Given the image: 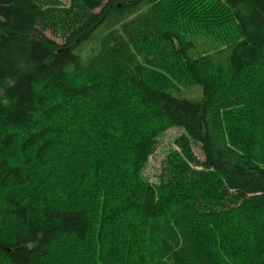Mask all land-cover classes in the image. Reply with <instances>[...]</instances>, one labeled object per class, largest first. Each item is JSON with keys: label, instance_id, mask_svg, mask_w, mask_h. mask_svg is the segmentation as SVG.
Wrapping results in <instances>:
<instances>
[{"label": "trees", "instance_id": "trees-1", "mask_svg": "<svg viewBox=\"0 0 264 264\" xmlns=\"http://www.w3.org/2000/svg\"><path fill=\"white\" fill-rule=\"evenodd\" d=\"M161 1L80 0L87 21L58 43L37 0H0V220L14 223L0 228L1 264H65L63 247L74 264H253L240 260L263 242L264 0H212L205 13L175 2V14L233 27L226 63L208 69L164 28ZM152 40L200 98L148 81L159 53L133 47ZM172 127L181 153L151 182L142 172ZM192 146L200 169L185 161Z\"/></svg>", "mask_w": 264, "mask_h": 264}, {"label": "rangeland", "instance_id": "rangeland-1", "mask_svg": "<svg viewBox=\"0 0 264 264\" xmlns=\"http://www.w3.org/2000/svg\"><path fill=\"white\" fill-rule=\"evenodd\" d=\"M39 4L40 11L42 16L39 20L40 28L43 30L44 34L47 37L52 38L58 43H62L64 40L68 39L70 34L77 30L79 27L84 25L89 16V12L82 6L80 0H37ZM180 1V3H184L185 0H162V9H161V19L166 30L175 31L186 40H189L193 43L194 47L189 51L190 60L194 62L196 65H199L201 68L208 69L213 65L218 63L225 64L226 58L229 50V40H226L227 36H231L234 38V30L230 23L222 22L221 29L217 30L214 28V25L207 26L204 23L198 22L195 18H192L191 13L185 14L184 12L179 13V15L175 14V2ZM189 1V0H187ZM192 1V8L196 9L198 6L197 12L205 13V8H213L219 9L217 7V3L212 0H195ZM199 2V3H198ZM195 6V4H197ZM193 11V10H192ZM190 11V12H192ZM175 14V16H174ZM230 25V27L228 26ZM219 34H222L220 37ZM149 46L154 51H158L159 53V64L156 65L154 69H147V79L149 82L154 84L156 83H166L168 88H172L175 90L177 94L183 97L189 98H200L201 93H199L200 88L196 86L193 82L187 79V75L184 72L183 67L175 58L173 53L171 52V47L166 42L160 41H149V42H138L135 44L133 49L135 51H140L143 47ZM161 70V75L158 73V69ZM259 73V72H257ZM261 77L260 82L264 83V77L259 74ZM158 81V82H157ZM262 86H258L254 88V95L258 99L264 97V93H259L262 90ZM199 94V96H198ZM222 96L225 94L221 92ZM258 94V95H257ZM225 100V99H221ZM71 104V103H69ZM229 106L226 104V107ZM222 107V106H221ZM220 107V108H221ZM218 110V109H217ZM216 110L217 114L218 111ZM111 111V110H110ZM111 113V112H110ZM223 133H227V131H223ZM19 134L23 135L22 132ZM183 131L180 128L172 127L164 131L162 135L159 137L158 145L155 150V153L148 158V163L146 164L142 175L146 177L151 182H158L159 176L161 173L165 175L166 169L167 171L170 168L166 164V156L167 154L173 153L177 151L181 153V140L184 138ZM223 138V136H221ZM183 147V146H182ZM234 154V153H233ZM263 151H259L258 149V157L262 163H264V159L261 156ZM172 155V154H171ZM188 161L187 165L193 169H200L203 161L202 152L197 146L191 147L190 159H186ZM169 168V169H168ZM170 172H173L171 170ZM169 172V173H170ZM168 173V174H169ZM12 221L5 219L0 220V228L1 230H12L14 228V223H10ZM10 223V224H9ZM255 225L257 228L258 235L262 246L260 250L256 252L254 255H250L246 258H242L240 261H246L251 263L261 262L262 259L264 261V216L263 219L256 222ZM242 238H240L241 240ZM245 241V240H242ZM248 245H258L259 240L249 241ZM65 246H68V243L64 242ZM260 245V244H259ZM62 251L65 252L66 255L69 249L63 247ZM63 255V261L65 264H74L68 258ZM59 261H62L60 258ZM1 264V262H0ZM264 264V262H263Z\"/></svg>", "mask_w": 264, "mask_h": 264}]
</instances>
